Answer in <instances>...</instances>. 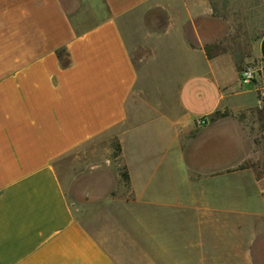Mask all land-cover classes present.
<instances>
[{"label":"crops","instance_id":"crops-1","mask_svg":"<svg viewBox=\"0 0 264 264\" xmlns=\"http://www.w3.org/2000/svg\"><path fill=\"white\" fill-rule=\"evenodd\" d=\"M149 2L167 12L158 36L181 83L175 105L137 116L129 17ZM87 7L93 19L78 27ZM210 11L209 0H0V264H120L76 216L55 166L117 127L118 155L82 186L108 200L127 172L129 201L153 210L137 264H264V175L241 166L251 143L232 116L259 98L232 60L188 37ZM257 53L264 62V33ZM217 110L231 114L213 120ZM214 138L224 150L212 159L226 163L207 168Z\"/></svg>","mask_w":264,"mask_h":264},{"label":"rangeland","instance_id":"rangeland-1","mask_svg":"<svg viewBox=\"0 0 264 264\" xmlns=\"http://www.w3.org/2000/svg\"><path fill=\"white\" fill-rule=\"evenodd\" d=\"M211 11L208 17L199 20L193 28L188 27L187 35L191 41H202L210 57H223L233 61L242 80V71L254 70V82L259 103L256 107L245 109L234 116L242 124L249 137L251 151L242 167H251L259 176L264 175V62L258 56V42L264 32V0H209ZM85 14V15H84ZM83 16L76 17L78 27L93 19V9L84 10ZM166 10L159 4L149 2L133 11L129 17L132 31L131 54L139 69V81L130 97V104L137 116H148L164 105H175V90L181 83L170 80L175 68L167 64L163 43L158 36L167 23ZM67 58L64 57V61ZM226 75L234 71L226 67ZM243 82V81H242ZM152 114V113H151ZM231 113L217 110L212 119ZM113 129L94 140L77 147L55 160V166L65 184L75 214L95 234H97L114 254L120 264H137V258L144 251L137 247L139 230L144 237L148 232L145 222L152 221L153 210H147L129 201L130 194L124 179H113V189L106 198L86 197L82 184L89 169L101 162L115 160L118 141L117 130ZM214 138L210 147V158L203 161L208 167H222L223 160H213L224 148V141ZM110 148H113L110 151ZM224 150V149H223ZM201 161H199L200 163ZM126 198V202L122 200ZM128 200V201H127ZM142 220V226H139ZM152 229V226H150ZM148 261V260H146ZM150 264V262H147Z\"/></svg>","mask_w":264,"mask_h":264},{"label":"built area","instance_id":"built-area-1","mask_svg":"<svg viewBox=\"0 0 264 264\" xmlns=\"http://www.w3.org/2000/svg\"><path fill=\"white\" fill-rule=\"evenodd\" d=\"M254 77V70L252 68H248L242 71V81L244 83H251Z\"/></svg>","mask_w":264,"mask_h":264},{"label":"trees","instance_id":"trees-1","mask_svg":"<svg viewBox=\"0 0 264 264\" xmlns=\"http://www.w3.org/2000/svg\"><path fill=\"white\" fill-rule=\"evenodd\" d=\"M263 33H264V32H263ZM263 33H262V34H263ZM66 61H67V60H66ZM66 61H65V62H66ZM254 80H255V79H253L252 81L254 82ZM263 110H264V109H261V108L257 107V111H258L259 113H262ZM119 150H120V145L118 144V146H117V155H118V153H119ZM117 155H116V156H117ZM122 175H123V178H124L125 180H128V174H127V172H123Z\"/></svg>","mask_w":264,"mask_h":264}]
</instances>
